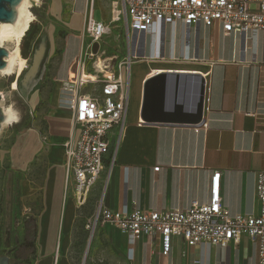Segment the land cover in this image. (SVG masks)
<instances>
[{"label": "crops", "instance_id": "crops-1", "mask_svg": "<svg viewBox=\"0 0 264 264\" xmlns=\"http://www.w3.org/2000/svg\"><path fill=\"white\" fill-rule=\"evenodd\" d=\"M101 4L100 0L46 3L47 13L58 20L45 24L37 38L44 30L48 35L43 69L50 71L54 83L39 97L38 115L21 132L11 154L13 170H25L37 159L47 163L40 184L20 182L24 196L39 194V208L30 214L36 219L35 257L30 264H76L87 256L88 264L104 258L109 261L105 264H258V244L246 236L226 247L189 246L172 237L167 255L161 253L159 235L132 239L108 224H99L87 239L90 216L83 207L91 196L96 201L94 213L99 205L110 210L183 209L192 201L208 200L211 175L219 170L221 200L228 213L254 214L259 209L256 176L264 170V33L248 31L245 38L225 33L218 23L187 27L177 20L155 22L149 31L134 33L131 43L125 37L122 59L131 57L127 123L120 135L111 138L104 170L86 202L76 203L63 165L62 142L70 131L68 96L63 90L69 86L63 83L69 73L74 78L73 62L85 43L87 14L92 9L93 16V9ZM159 74L207 75L206 129L147 120L137 125L144 84ZM175 87L172 83L168 92L167 112L191 113L197 80ZM154 107L153 97L150 113Z\"/></svg>", "mask_w": 264, "mask_h": 264}, {"label": "built area", "instance_id": "built-area-1", "mask_svg": "<svg viewBox=\"0 0 264 264\" xmlns=\"http://www.w3.org/2000/svg\"><path fill=\"white\" fill-rule=\"evenodd\" d=\"M124 15V34L129 43L134 33L150 30L153 23L180 21L185 26L218 23L225 33H264V0H121ZM105 21L95 20L89 10L83 28L85 43L73 63L78 74L95 56L96 43L109 32ZM131 57L123 58L112 70H105L103 79L84 81L80 77L67 78L70 111V131L62 142L63 165L66 180L74 193L76 203L83 205L104 170V158L111 138L120 135L127 123L129 109L128 70ZM96 70V67H94ZM100 72V73H101ZM74 79V80H71ZM201 118L192 126L195 131L207 128L206 115L210 110V84L203 75ZM88 83L94 86L85 91ZM142 110V109H141ZM145 120L138 118L137 125ZM158 170L159 166L153 167ZM220 171L211 175L209 197L204 203L192 201L187 207L161 211L144 209L110 210L100 205L87 220L91 231L97 223L116 227L132 239L155 234L160 237L161 253L170 251L172 237L182 238L187 245H219L238 243L242 236L258 244V264H264V170L256 176L255 197L257 213L230 215L223 206L220 192ZM16 261H14V264Z\"/></svg>", "mask_w": 264, "mask_h": 264}, {"label": "rangeland", "instance_id": "rangeland-1", "mask_svg": "<svg viewBox=\"0 0 264 264\" xmlns=\"http://www.w3.org/2000/svg\"><path fill=\"white\" fill-rule=\"evenodd\" d=\"M100 2L102 3L101 6L93 9V18L106 21L110 30L96 43L94 47L96 54L83 70V76L87 81L103 79L104 73L101 71L104 70V64L108 65L105 70H112L116 67V64L122 60L126 47L121 0H100ZM46 3L47 0H39L37 5L31 7L43 17L40 18L31 10L35 18L21 40V53L27 59V67L18 78L14 74L3 75L0 73V109L11 107L17 116V122L0 125V255L21 240L23 219L39 208L38 192L31 197L24 196L21 192L20 182L28 180L30 184L35 186L40 184L46 169L45 159L34 160L25 170L18 171L11 168V154L17 146V139L20 138L21 132L26 127L33 125V120L38 115L39 105L35 106V104L39 97L45 95L48 87L54 83L50 71L43 69L44 57L47 54L45 46L48 44V35L44 30L42 37L37 38L45 24H49V21L55 19L58 20L51 12L47 13ZM57 33L58 31H55V34ZM81 75L82 72L78 74V67L74 64V78ZM12 81L17 82V89L15 90L11 88ZM63 84L69 86L65 82ZM93 86L92 83H88L84 90L92 91ZM5 133L7 136L2 138ZM95 206L96 201L91 196L83 207L84 213L90 216L91 221ZM99 224H96L95 230ZM91 226L92 224L86 233L87 239L90 232H94V229L91 231ZM87 257L83 261L77 259L76 264H88ZM108 262V259L104 258L101 262L97 260L96 264ZM15 264L20 263L16 262Z\"/></svg>", "mask_w": 264, "mask_h": 264}, {"label": "water", "instance_id": "water-1", "mask_svg": "<svg viewBox=\"0 0 264 264\" xmlns=\"http://www.w3.org/2000/svg\"><path fill=\"white\" fill-rule=\"evenodd\" d=\"M20 0H0V21L11 22L15 18V7ZM8 55V50L0 46V69L5 67L4 57ZM188 79L197 80L198 90L194 109L191 113L178 114L168 113L166 110L167 97L172 83L177 87L185 84ZM175 87V88H176ZM203 92V79L197 75H176L159 74L148 79L144 84L143 107L141 110L142 118L152 122H171L193 124L201 118V104ZM154 97L155 112L150 113L151 101ZM162 98V101H161ZM160 110V111H159ZM3 120L2 110L0 109V123ZM11 249L0 255V264H14L15 259L7 254ZM86 255V253H85ZM84 255V256H85ZM83 264V263H82Z\"/></svg>", "mask_w": 264, "mask_h": 264}, {"label": "bare ground", "instance_id": "bare-ground-1", "mask_svg": "<svg viewBox=\"0 0 264 264\" xmlns=\"http://www.w3.org/2000/svg\"><path fill=\"white\" fill-rule=\"evenodd\" d=\"M38 2L39 0H20L15 7L14 20L11 22L0 21V46L8 50V55L4 57L6 65L0 69V73L3 75L14 74L18 78L27 67V59L21 56L20 44L30 23L35 18L31 12V7L37 5ZM80 78L87 81L83 76V71ZM11 88L13 90L17 89L16 81H12ZM2 114L1 126L5 123L12 124L17 122L16 113L11 107L2 108Z\"/></svg>", "mask_w": 264, "mask_h": 264}, {"label": "trees", "instance_id": "trees-1", "mask_svg": "<svg viewBox=\"0 0 264 264\" xmlns=\"http://www.w3.org/2000/svg\"><path fill=\"white\" fill-rule=\"evenodd\" d=\"M31 10L34 14H36L37 16H40V18L43 17V15L37 14V11L35 9H31ZM30 25L28 29L30 28ZM21 56L25 58L22 55V53H21ZM35 238H36V219L34 217L28 216L22 221L21 240L17 244H15V248H13L12 255L16 262L24 263V264L31 263V261L35 257V246H34Z\"/></svg>", "mask_w": 264, "mask_h": 264}, {"label": "flooded vegetation", "instance_id": "flooded-vegetation-1", "mask_svg": "<svg viewBox=\"0 0 264 264\" xmlns=\"http://www.w3.org/2000/svg\"><path fill=\"white\" fill-rule=\"evenodd\" d=\"M13 248H15V245H13V246H11L10 248L7 249V251H9V250L11 249V251H10L9 253H7V254L10 256V258H13V255H12V253H13ZM7 251H6V252H7Z\"/></svg>", "mask_w": 264, "mask_h": 264}]
</instances>
